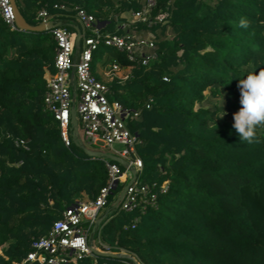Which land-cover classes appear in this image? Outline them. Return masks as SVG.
<instances>
[{
	"label": "trees",
	"instance_id": "1",
	"mask_svg": "<svg viewBox=\"0 0 264 264\" xmlns=\"http://www.w3.org/2000/svg\"><path fill=\"white\" fill-rule=\"evenodd\" d=\"M117 1L15 3L30 25L39 23L44 6L74 17L79 5L106 27L119 19L102 5L116 8L123 21L141 5ZM157 12L166 13L163 21L135 23L153 32L156 60L129 62L103 46L101 61L130 68L126 79L106 82L108 97L142 114V127L131 132L140 140L142 174L155 184L156 204L130 212L108 207L96 226L97 247L117 256L91 252L68 264H264V125L253 143L240 140L233 127L239 80L264 68V0H156L151 14ZM241 18L248 28L238 27ZM54 47L50 30L11 29L0 18V264L19 263L66 206L94 198L107 179L103 157L78 152L74 141L65 146L57 122L42 109ZM99 55L93 53L90 65L98 79ZM206 90L226 96L231 120L216 126L212 111L195 106ZM163 183L166 191L159 193Z\"/></svg>",
	"mask_w": 264,
	"mask_h": 264
},
{
	"label": "built area",
	"instance_id": "2",
	"mask_svg": "<svg viewBox=\"0 0 264 264\" xmlns=\"http://www.w3.org/2000/svg\"><path fill=\"white\" fill-rule=\"evenodd\" d=\"M140 2V7L130 12L129 21H114V30L123 29L122 34L104 29V20L96 19L79 5H73L74 17L80 27L77 47L74 45L75 33L65 26L54 25L53 13L46 6L37 10L39 23L47 26L55 43L54 72L46 79L43 111L51 114L57 122L59 136L65 146H69L72 139L75 140L77 130H80L82 146L92 150H99L96 147H100L102 150L99 151L125 160V165L103 157L107 179L95 197L77 200L66 206L60 216L51 222L48 231L32 241L31 249L17 264L75 262L93 252L92 248L100 251L92 243V233L108 207L130 212L137 207L156 204L155 184H147L139 179L143 164L135 146L140 140L126 123L127 117L132 113L138 115L140 111H132L119 101L110 99L107 83L98 79L90 69L92 55L100 45L123 52L129 62L148 65L158 58L152 34H141L135 23L149 27L163 21L166 13L151 14L156 0ZM52 7L65 9L62 3H54ZM0 18L9 28H16L10 0H0ZM120 69L119 64L112 61L111 73L115 74ZM150 102L151 99L145 103L146 109ZM72 108L77 121L75 133L70 123ZM115 144L122 145V148L115 149ZM15 145L28 149V143L23 139H16ZM166 188V183H163L158 187V192L164 193ZM97 242H100L99 238Z\"/></svg>",
	"mask_w": 264,
	"mask_h": 264
},
{
	"label": "rangeland",
	"instance_id": "3",
	"mask_svg": "<svg viewBox=\"0 0 264 264\" xmlns=\"http://www.w3.org/2000/svg\"><path fill=\"white\" fill-rule=\"evenodd\" d=\"M63 1V0H62ZM113 3L115 5H117V0H112ZM66 2V0H65ZM114 5V7H115ZM102 10H107L108 11V17L109 18H114V19H119L120 20V15H117L116 13V8H111V5H102ZM125 15H128L129 13L126 12L124 13ZM126 19H130V16L124 18L125 21H127ZM139 30L141 31V33H147V32H150L149 34H152V38H153V32L150 30V31H142V28L141 27H138ZM104 29L108 30V31H113L114 30V23L113 22H110L106 27H104ZM118 34H122L124 33V30L123 29H119V31H117ZM171 33H167L164 37L165 38H170L171 37ZM103 45H100L98 47V49L94 52V53H100L101 55H99V60L96 65L99 66H102L103 68V71H105V77L103 76V81L106 83L107 81H110L113 77H117L119 78L120 80H124L127 78V76H130V68H121L119 71H116L115 74L111 73V70H110V65H101V61L102 59L104 58V50H103ZM178 53H180V51H178ZM97 67V66H96ZM95 73V72H94ZM100 77V76H99ZM100 79V78H99ZM205 99L196 104L195 106L198 107V106H201L202 108L204 109H208L210 111H212L215 115L213 116V121H214V124L217 126L218 124V121L221 120V121H227V120H231V112H232V108L229 104V101L227 100L226 96L223 95V94H218V95H215V96H210L209 94V91L206 90L205 92ZM224 114V115H223ZM223 115V116H222ZM126 123H127V126L130 130H139L140 127H142L143 125V122H142V114L139 113L138 115H134L133 113L131 114V116L127 117L126 118ZM80 130H77V133L75 135V140L72 139V141H74V147L76 148V150L79 152L81 151V146H82V136L80 134ZM98 148L99 150H102V148L100 147H96ZM114 148L115 149H121L122 148V145H119V144H115L114 145ZM136 148V152L138 151L139 149V145H136L135 146ZM138 154V152H137ZM154 174V173H153ZM142 182H147L148 178H147V175H144L142 174L141 172V175H140V178H139ZM90 235H91V232H90ZM98 232H97V229H93V233H92V243L93 245L97 248V240H98ZM2 252V249L0 247V253Z\"/></svg>",
	"mask_w": 264,
	"mask_h": 264
},
{
	"label": "clouds",
	"instance_id": "4",
	"mask_svg": "<svg viewBox=\"0 0 264 264\" xmlns=\"http://www.w3.org/2000/svg\"><path fill=\"white\" fill-rule=\"evenodd\" d=\"M238 27L248 28V20L241 18ZM238 88L241 107L233 114V127L240 140L253 143L256 141L257 127L264 125V68L249 72L239 80Z\"/></svg>",
	"mask_w": 264,
	"mask_h": 264
},
{
	"label": "water",
	"instance_id": "5",
	"mask_svg": "<svg viewBox=\"0 0 264 264\" xmlns=\"http://www.w3.org/2000/svg\"><path fill=\"white\" fill-rule=\"evenodd\" d=\"M10 3L12 5V9H13V14H14V23L17 29L20 30H26V31H45L47 30V26L44 25L42 22L36 24V25H30L29 23H27L25 21V19L23 18V16L21 15L15 0H10ZM78 34L75 37V41H74V45L75 47H77L78 45ZM71 113V118H70V123H71V128H72V132L75 133L76 132V126H77V121H76V117H75V112L74 109L72 108L70 110ZM76 142V140H75ZM82 150L84 151V153H86V155L90 156V157H104L113 161L118 162L121 165H125V160L121 159L120 157L113 155L111 153H105L99 150H92L89 149L85 146H81ZM124 190L122 191L123 194ZM100 222V221H99ZM93 252H97V253H101V254H106V255H110V256H117L116 253L113 252H102V251H98L94 248H92Z\"/></svg>",
	"mask_w": 264,
	"mask_h": 264
},
{
	"label": "crops",
	"instance_id": "6",
	"mask_svg": "<svg viewBox=\"0 0 264 264\" xmlns=\"http://www.w3.org/2000/svg\"><path fill=\"white\" fill-rule=\"evenodd\" d=\"M127 16L129 17V15H125V14L122 15V17H125V18ZM52 20H53L54 25H62L63 26V24H66L67 26L70 27V30L73 31L75 33V35L77 36L80 27H79V24H78L77 20L75 19V17H71V16H68V15H60L59 13H54L53 16H52ZM120 20H118V21H120ZM126 20H128V19H126ZM121 21L123 22V19ZM106 23H107V21H105V24ZM97 64H99V63H97ZM96 66L97 67H96V69L94 71L95 74L98 77L100 76L99 77L100 80H104L103 76L105 77V71H103L102 66H99V67H98V65H96Z\"/></svg>",
	"mask_w": 264,
	"mask_h": 264
}]
</instances>
